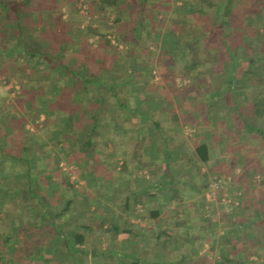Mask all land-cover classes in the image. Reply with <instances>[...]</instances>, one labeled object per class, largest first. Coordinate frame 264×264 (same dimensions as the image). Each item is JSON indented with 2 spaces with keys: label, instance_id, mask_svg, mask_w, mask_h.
<instances>
[{
  "label": "crops",
  "instance_id": "1",
  "mask_svg": "<svg viewBox=\"0 0 264 264\" xmlns=\"http://www.w3.org/2000/svg\"><path fill=\"white\" fill-rule=\"evenodd\" d=\"M219 1L225 2V5H227L226 0H217L216 4H218ZM178 2L179 6H176L178 8L180 6L187 8L189 4L188 0H179ZM148 5L151 6V8L156 6V4L151 1ZM29 7L28 9L25 8L23 10V23L27 26L32 25L34 32H40L39 40H44L48 35H43L41 33L44 31L46 32V30L40 28L37 29V26L40 27L41 21L34 22V17H32L34 13L31 11L33 8L29 10ZM226 8L225 13L221 16V13L215 12V18L212 21L220 18V22L221 18H225L226 23H224V25L226 27L228 26L227 31L235 30L237 35H241L244 44L249 39L253 42L264 44V0H232L230 6ZM235 13H238L241 19L239 18L236 24L232 26L229 24L228 19ZM6 14L7 15L5 16L3 13V18L0 17L4 22L0 25V39L1 42H9L12 45L16 40L15 34L17 33L14 26L15 15L11 11V8L9 9V13ZM204 16L205 14H199L198 16H195V18L197 17L201 19ZM189 17L184 20L179 18L176 23L181 25V23L184 22V27H189L193 23L190 18L195 19L194 17ZM256 22L258 24L257 26H254ZM43 23L46 24V21ZM202 23L199 22L197 25ZM212 25L213 23L210 21L209 24L205 22L203 26L205 28L207 26L211 27ZM56 26L57 28H61L62 23L57 21ZM244 26L247 29L242 33V27ZM61 31L63 32L62 29ZM36 38L37 37L31 36V39H34V41ZM222 38V51L225 59L229 56L228 53L225 54L223 44L229 43L231 46L234 45L230 50V54L232 53L235 64V68L233 69L235 74L231 73L232 66H229L230 72L228 76H231V79H233L234 75L237 76L239 73H242L243 75L245 74L246 76L247 74H254V76L262 75L259 74L258 71L249 68L250 66L246 67V64L249 65L251 61L257 57L261 58L262 55H264V48L259 51L256 48L254 49V51L256 50L255 53H250L244 44L234 43V39H232L233 41L230 43V41L227 39L225 40L224 37ZM67 41L69 42L68 46L73 48L74 51L70 52V56L77 55V50L79 51L81 48L73 46L77 43L83 45V42L79 41L75 36L70 37ZM65 55L67 58V54ZM237 59L243 61V67L237 64ZM102 60H106V63H108V54L103 56ZM39 62H41L40 59H36V63ZM0 68H2L4 74L9 76L13 75L10 71L11 67L7 65L5 67L0 63ZM89 70L93 69L88 68L87 71L89 72ZM125 71L127 72V70ZM19 74V79L17 81L20 83L23 82V86L21 84L19 85L22 86V88L20 87L19 90H16L11 84L8 88L10 92L8 96L5 94L0 97V102H3L8 106V109L0 108V195L2 197H12L16 188L29 186L33 188L30 195L37 197V199L34 198V203L36 204H33L31 201L28 205L25 204V199H17L14 201V207H16V209L11 211L8 216H6V213L0 209L1 231L7 232L11 230L12 226L20 225H25L27 228L26 232H21L19 234L23 242L17 243V245L15 244L14 248L11 249V253L14 255L12 256L10 253L11 256H9V258H11V260H8L7 264H52L51 260L54 259L63 260L66 264H121V262L116 259H113V261L115 260L114 262L107 261V259L104 260L105 257L101 256L102 252L108 250L121 251L127 250L128 248L135 253L141 252V250L144 249L143 244L141 245V243H145L147 239H143L142 237L138 239L137 236H141L142 230L145 228L140 227L139 229L137 227L138 222L134 226L136 229L131 228L130 226L135 219L141 220V217L139 216L142 215L141 213L135 210L136 212L133 211L131 214L126 215L123 212L112 208L102 212H88L90 208L94 207L88 205H92L94 201H98L100 196L109 200L107 203H114V199L117 195H115L114 191L116 185L123 186L127 189L132 183L136 186L135 189L138 194V201L135 205H138V203L145 204L148 214H144V218L148 217L151 222L154 221L155 223V227L150 228L152 237H150L147 243L148 246L150 245L149 247H151V249L153 248V245H155L154 241H159V233L162 234L161 231L163 229L156 226L157 222H155V219L164 212V209H168V213H166L168 222H170L174 216L186 218L190 215L191 219L194 218L193 231H196L195 233L198 236L197 239L196 237H193L192 232L188 231V228H191L192 225L188 224V226L182 230L181 234L184 235L185 241L190 243H181V248L179 249L181 253L183 252L181 257L179 253L177 258L172 261L168 258L163 260L156 258H153L152 260L145 259L146 262L144 264H209L206 262V259L201 258V260H198L197 257L194 256H198L200 249L204 248L203 244L205 243L202 242L203 240L201 238V235L204 236L206 233L204 229L220 243H213L211 245L212 249L216 248L215 250L220 253V258L212 260L211 264L221 263L224 256L239 260L240 263L238 264L250 263L251 261H254L253 259H256L255 256H264V243L259 247L253 245L249 239V236L256 231L264 235V188H261V193L259 192L256 195H251L247 193L249 182H246V184L243 183L244 194H241L242 196H238V198H234L236 204L234 208L227 213H225L223 209L217 210L216 201L207 200L204 197L202 198L199 194L192 193L193 195L186 196L179 190L181 195L176 199L169 197V190L167 189L165 198V206H167V208H164V205L158 204V199L163 195H159L160 192L155 190L154 183H150L145 187L146 192L142 193L141 188L139 189V184H137L134 179L130 180L126 178V171H123L120 166H118L116 159L114 158L118 153L113 151L114 144L112 142L116 141L120 148L130 145V134H128V132L130 133L131 131L126 128H118L116 130V127L112 128V125L110 126L111 131H105V134L92 130V119L89 115L88 106L94 105L93 99L91 98L92 94H90L93 92V85L82 83V85L85 86L82 87L81 84L75 83L73 79L65 77L62 79L64 82L62 80L59 83L57 82V89H53V87L49 88V86L40 87L43 80L33 79L32 75H29L27 70L23 67ZM251 80L252 82L256 81L254 77L250 79V82ZM24 82L27 84L24 85ZM251 84L255 86L254 82ZM239 86L240 85L231 86V90L236 91V88L238 89ZM39 87L40 89L37 90ZM240 87L244 90L245 86L242 84ZM142 89V85L137 88V90ZM246 89L248 90L250 88L246 87ZM2 90L3 89L0 88V91ZM60 90H65L69 93L62 96L58 94ZM132 90H134V88ZM47 91H52V93L49 94ZM256 95L257 94L252 91L248 96L246 93V96L241 99L247 103V101L250 102L254 100ZM4 96H6V98ZM51 106L53 109L48 111ZM41 112L45 114V118L41 120V122L44 123V126L46 124L52 125V130H48L49 128L47 127L42 128V133L41 131L34 133L28 130L26 125L28 126V123H34L38 120ZM106 114L107 111L104 110L102 115L106 117ZM255 120H260L261 124L256 126L244 124L243 128L237 126L238 133H241L238 135L246 137L245 134H247L248 139H251L249 137L251 134H264V116L261 118L257 117ZM141 126L142 124L138 128L136 127L134 131L136 134H133V143L136 149L140 146L139 140H141L142 137L140 134L142 129ZM232 128L233 127L229 126L228 129L231 130ZM259 128L262 130V133L257 131ZM115 131H119L120 134H116ZM85 138L91 140V145L83 146V144H81V140ZM254 138L255 139L250 143V150H242L243 153L246 151V157L242 158L243 160H241V163L239 161L237 162L241 165V169L245 175L252 173L251 171H255V168L259 167V165H256V161L260 160V162L262 161V164H264V139L260 136ZM145 143L148 145L147 141H145ZM63 147L70 151L67 153H76V156L78 157L77 163H81L79 181L86 182V186L82 185L84 196L80 198V200L77 196V191L74 188L70 190L72 195L71 198H68L67 196L64 197V191L66 190L63 185L64 180L56 165L57 155L62 154L60 152L63 150ZM84 147L86 149L85 151L91 149V153H86ZM156 152V147L154 149V146L151 144L149 149H140L138 152L140 155L139 159L137 162L135 161L136 164H132L134 171H140L141 168L153 167L154 164L152 160L155 159ZM135 154H137V152ZM96 170H112V176L110 179H105L104 181L97 183L95 182L96 179H91L89 177V174ZM128 175L130 178L134 177L132 173H129ZM99 186L103 187L101 188L102 190L99 189ZM41 187L43 189H41ZM140 187L143 186L141 185ZM194 193H196V189ZM118 194H122V192H119ZM91 196L95 198L94 201H90ZM2 197H0V201L4 202ZM149 198H153L154 202H156L146 201ZM68 200L71 202L67 211L54 217V215L65 206L61 203H66ZM84 200L88 205H82L83 208L80 207V210L77 213V218H74L73 215L75 213H71L73 211L71 209L72 202H78L80 204L83 203ZM162 200H164L163 197ZM168 204H171L170 210ZM53 205L54 208H51ZM209 205L212 212L210 214L211 218L207 217L208 210L206 209V206ZM41 206L44 208V211L42 212H40ZM191 207L196 208L195 211H198V213L192 212L193 210H191ZM155 208H158L159 211L156 216H153L150 214V210ZM91 210L94 211V208ZM114 215H116L117 218H120V225L117 228V231L114 229L108 230L110 228L111 219ZM37 218L39 219V222L42 219L39 226L31 227V224H34ZM47 220H49V222ZM200 220L202 221L200 222ZM4 225H6V227H4ZM140 225L146 226V224L141 222ZM169 225L170 223H168L167 226L168 232H170L171 229H169ZM201 225H203L204 228H200ZM2 226L4 230L2 229ZM40 227L42 228L41 230ZM68 228H71L74 231L86 229L83 232L88 238L86 241V247L88 249H97L96 246L102 243L103 246H99L97 249V252L99 251L97 255L90 256L87 259L69 260L68 255H70L71 252L70 248L62 241L57 243L56 240L50 239L52 234L61 236L64 229L67 230ZM189 233L192 235L189 236ZM114 234H117V236L113 238ZM234 234L237 235L236 238L233 237ZM31 235L38 240L37 247H32L31 243H28ZM96 238H98V244ZM45 240H47V242L44 243ZM195 241H198V244H195ZM8 244L11 245L10 242H8ZM8 244L0 245V251L2 253L10 250ZM165 244L169 245L170 243L167 240L165 241ZM169 246L170 250L175 251L174 246H171V244ZM56 250L59 251L60 255H54ZM0 263L2 262L0 261ZM228 263L235 264L233 261L225 262V264Z\"/></svg>",
  "mask_w": 264,
  "mask_h": 264
},
{
  "label": "rangeland",
  "instance_id": "2",
  "mask_svg": "<svg viewBox=\"0 0 264 264\" xmlns=\"http://www.w3.org/2000/svg\"><path fill=\"white\" fill-rule=\"evenodd\" d=\"M102 1L103 0H57L54 8L56 11L55 14H58L60 17V22L62 23L61 29L64 32L70 31L72 37L75 36V28L77 25L83 30L87 25H91L102 30H107L106 37L109 39L112 45L110 49L111 52L109 53L110 60L114 63L117 60V57L122 55L125 62L126 60H130L131 62H135L137 64L136 66H134L135 68H137L134 73L135 80L137 79L136 82L133 83V79H131V84L129 82V85H118L115 88L120 92H123L122 90L124 89L127 91H131L134 88V90H132L133 93H129L128 95H126L127 102L132 105L139 104L142 110L144 109L143 105L147 104L149 108L148 112L159 116L161 124L164 126V128H166L169 132H175V134L177 135L175 136L176 141L172 143V146L175 151V178H177L176 180L178 183V188L182 192V194L186 196L199 194V196L202 198L204 197L207 200L216 201L217 210L223 209L224 212L227 213L232 210L236 204L234 198H238V196H242L241 194H244L243 183L246 184V182H249V185L247 186L248 194L256 195L260 192V190L262 191V189L264 188V164H262V161H256V165H259V167H256L255 171H251L252 173H249L247 175L243 173L241 165H239L237 162L239 161L241 163V160H243L242 158L246 157V151L245 153H243L242 150H250V143L253 141V139H255L254 137L260 136L262 139H264V134H258L259 136L257 134H251L249 136L251 139H248L247 134H245L246 137L238 135L241 133H238L237 126L243 128L244 124H248L250 126L261 124L260 120H255V118L257 117L253 116L252 118L251 116L252 112L250 110L253 100L250 102L247 101L246 103L241 98L245 97L246 93L248 96L252 91L257 94L256 98L264 95V55H262L261 58L257 57L253 59L249 65L246 64V67L250 66L249 68L254 71H258L259 74L262 75L254 76V74H247L246 76L245 74L243 75L242 73L238 72L239 74L237 76L234 75L233 79H231V81H228L230 69L225 70L223 63L220 61L221 59H225L222 51V37H224L225 40L227 39L228 41H230V43L231 41H233L232 39H234V43H244L241 39V35H237L235 30L227 31L228 26L226 27L221 21L219 22L220 18L214 20L215 22L212 21L215 18V12L221 13V16L224 10H226V7L224 6L225 2L219 1L213 13L205 12V16L203 18L199 19L197 17H194L195 19H193L189 17L187 8H184L182 6H180L179 8L176 7L179 6V0H118L120 4V7L118 8V17H116L114 13H105V10L100 8L102 5ZM150 1L154 2L156 6L151 8V6L148 5L150 4ZM8 2L9 1L6 0L5 2L0 4L1 18H3L2 14L4 13V15L6 16V10L8 9L9 11L10 9ZM38 2H40V0H30L28 3V6H30L29 8L34 9V15L32 17H36L40 13L39 10L35 9L38 8L36 7V5L39 4ZM187 16L191 19V22H193L190 28L184 27V22H182L181 25H179V23H176L179 18L184 20L188 18ZM239 18L240 15H238V13L233 14L228 19L229 24L234 26ZM204 21L206 23H209L211 21L213 23V25L208 28L209 30L206 27L204 28ZM199 22L203 23L198 24V26L197 23ZM257 24L258 23L256 22L254 26H257ZM105 27L106 29H104ZM242 28V33H244L247 28L245 26ZM202 34L204 35L202 36ZM83 35L86 37V42L83 43V45H81V43L74 44L73 47L78 46L81 49H84V52L87 50L88 53H95L96 50L100 48V46L105 44L104 40L100 38L99 35H89L86 31H83ZM190 37H196L199 39L203 38L206 45L209 46L208 48H210L211 44H216V48H214L210 53L211 56L210 54H206L207 52H209V49L204 50L203 53H201V55L204 54L203 56L206 59L209 57L215 62V69H211L207 66L205 68L200 67L196 74V81H194V78L191 75L186 74L185 72L184 73L186 75L184 76L180 74V71L178 69V58L177 60H171V57L173 56V53L175 51V43L181 40L184 42H190L192 41L189 40ZM244 45L245 47H247V50L250 53H255L256 50L254 51V49L256 48L258 51L264 48V44H261L260 42H253L250 39ZM70 52H74L73 48L68 47L66 52L67 62L71 64H77L78 59L72 60ZM84 52L82 54H84ZM180 53L176 52V56L180 57ZM119 60L121 61L122 58L120 57ZM236 62L239 66L243 67L242 60L237 59ZM101 63L105 65L106 60H101ZM125 64L126 65L122 67H115L117 69V72H120L123 77H126V75H128V72H126L125 70L129 71L130 69V67L127 66L128 64ZM89 66H91V64L88 65V68H90ZM173 71L176 72V74L171 77L170 73ZM253 77L256 78V81H253L255 86L251 84L253 83L252 80L250 82V79ZM258 78L262 79V81H259ZM18 79L19 77L16 75L9 76L4 73H0V88L6 91L8 90L7 92L3 90L0 91V97L5 94L8 96V94L10 93L8 88L11 84V86H13V88L16 90H19L20 87L22 88L23 82L20 83L19 81H17ZM20 84L22 86H19ZM26 84L27 83L24 82V85ZM242 84H244L245 86L244 90L242 89V87H240L242 86ZM140 85L143 86V89L137 90L138 86ZM238 85L240 86L238 87V89L236 88V91L231 90V86ZM81 86L83 87L84 85L81 84ZM246 87H249L250 89L247 90ZM109 89V85H106V96L108 95L107 98L110 100L108 93ZM230 90L234 92V94L231 93ZM90 94H92V92ZM213 96L215 97V99H213ZM4 97L6 98V96ZM111 100L113 101L112 98ZM140 101L142 102L140 103ZM52 109L53 108L51 106L49 107L48 111H51ZM106 111V117L102 115L103 112L101 113V115H99L101 118V125L104 129H111V125L112 128L116 127V130L120 125H123V128L128 129L133 125V120L138 122V117L137 119H135L136 117L133 118L131 117L130 113L128 115L124 111L116 116V113H114V110L111 109L109 105ZM115 117L119 119L120 125H117L118 122L116 121ZM38 118L39 119L34 123H28V126L26 125V128L34 133H38L40 131L42 133V128L44 127L49 128L48 130H52V125L46 124L44 126V123L41 122V120L45 118L44 113L41 112ZM144 120L142 119L143 122ZM229 126L233 128L229 130ZM138 127L139 126H137V128ZM96 131L101 132V129L98 128ZM105 133V131L101 132V134ZM115 133L120 134L119 131H115ZM194 140L207 141L211 154L210 162L200 163L195 161ZM146 141L148 145L146 143L143 144V147L141 149H149L151 144L154 146V149L156 147L157 150V144L151 138H148ZM91 151L92 150L90 149L85 152L91 153ZM67 152L70 151H68L67 148L63 147V150L60 152L62 153L60 154L61 156L57 155L56 159L57 169H59V172L62 174V178L64 180L63 185L66 189L64 191V197L67 196L68 198H71L72 195L70 193V190L74 188L77 191V196L80 200V198L84 196L82 185L86 186V182L79 181L81 163H77L78 157L76 156V153L71 154ZM135 152L133 155L134 157L136 156ZM157 152L159 155L158 157ZM157 152L155 155V159L152 160L154 166L151 168L146 167L141 168L140 171H134V167L132 166V164L136 163L130 162L128 169L125 170L126 178L130 180L134 179L137 184H139V188L141 185H145V183L149 184L148 180L152 178V174H154L155 172V166L157 164L156 162L160 161L161 159L160 151L158 150ZM116 162L118 166H121L122 159H116ZM129 173H132L134 177L130 178L128 175ZM111 176L112 170H96L89 174V177L91 179H96L95 182L97 183H99L100 181H104L105 179H110ZM135 187L136 186H134V183H132L128 188ZM101 188L103 187L99 186V189ZM41 189L43 188L41 187ZM195 189L196 193H194ZM32 191L33 188L29 186L18 187L15 189V192H13L12 197H2L0 195V197H2V200L4 199V202L0 201V209L6 213V216H8L11 211L16 209V207H14V201H16L17 199H25L24 202L27 205L31 201L33 202V204H36L34 203V198L37 199V197H33L32 195H30ZM114 191L115 195L117 194L116 198L114 199V203H107L109 202V200L105 199L103 196H100V199L98 201H94L95 198L91 196L90 201H94L92 205H88L85 200L80 204L78 202H72L71 209L73 211L71 213H75L74 215H72L74 216V218H77V213L80 210V207L83 208L82 205H88L91 207L94 206L92 207L94 208V211H92V208H90L88 212H102L112 208L114 210L121 211L126 215L131 214L133 211L141 213L142 215H139L141 217V220L135 219L130 226L131 228H135L134 226L138 222L137 227L139 229L140 227L145 228L144 230H142L141 236H137V238L140 239V237H142L143 239H147L145 243H141V245L143 244L144 248L143 250H141V252L144 253L146 260H152L153 258L163 260L165 258H168L172 261L176 259L178 254L180 253L179 249L181 248V243H190L186 242L184 235L181 234L182 230L185 229L188 224L192 225L191 228H188V231L192 232L194 238H198L197 234L195 233L196 231H193V217V219H191L190 215L186 218L181 216H174L172 220L168 222V218H166L168 209H164V212L155 219V222H157L156 226L160 227V229H163L161 231L162 234L159 233V241H154L155 245H153V248L151 249V247H149L150 245L148 246L147 243L150 237H152L150 228L155 227V223L154 221L151 222L150 218L148 217L144 218V214H148L145 204L138 203V205H135L129 200L126 201L125 197L122 194H118L119 192L123 191L124 193L127 192V189L123 186L116 185ZM159 195H162V193H160ZM162 197L164 200H162ZM165 198L166 195L160 196V198L158 199V204H162L165 206ZM146 201L154 202L153 198H149ZM61 204L66 205L65 202H62ZM168 205L170 210L171 204ZM51 208H54V205L51 206ZM164 208H167V206H165ZM41 209H44L43 206H41ZM206 209L208 210L207 217L211 218L210 214L212 212L210 210V205L206 206ZM191 210H193L192 212L198 213V211H195L196 208L194 207H191ZM37 221L39 222L38 218ZM201 221L202 220H200V222ZM140 222L146 224V226L140 225ZM168 223H170V232H168L167 228ZM4 227H6V225H4ZM16 227L17 226H12L11 229ZM200 228H204V226L201 225ZM204 231L206 232L205 235H201V238L203 240L202 242L205 243L203 244L204 248L200 249V253L198 254V256H194H196L198 260L204 258L206 259L207 263L211 264L212 260L220 258V253L215 250L216 248L212 249L211 245L213 243H220L217 242L211 234H208V231H206L205 229ZM192 234L189 233L188 235L191 236ZM5 235V231L0 232V237L2 239ZM167 240L169 241L171 246H174L175 251H168L170 250V244H165V241ZM262 240L263 242L261 241V244L257 246H262V244L264 243V238H262ZM16 242H10L11 245H9L8 248L11 246V249H13L15 244L18 243ZM45 242H47V240H45L44 243ZM96 242L98 244V238H96ZM195 242L193 243L198 244V241ZM28 243H31L32 247H37V243L34 242V237H29ZM0 245L2 246L4 244L0 242ZM99 246L102 247L103 244L101 243L97 245V249L99 248ZM1 254L3 253L0 251V255ZM55 254L56 256L60 255L58 250L55 251L54 255ZM255 258L256 259H253L254 261L244 264H264V256H255ZM106 259L110 262L115 261H113V259L115 258L112 255L105 257L104 260ZM8 260H11V258H9ZM0 261L2 262V259H0ZM0 264H3V262Z\"/></svg>",
  "mask_w": 264,
  "mask_h": 264
},
{
  "label": "trees",
  "instance_id": "3",
  "mask_svg": "<svg viewBox=\"0 0 264 264\" xmlns=\"http://www.w3.org/2000/svg\"><path fill=\"white\" fill-rule=\"evenodd\" d=\"M6 0H0V4L5 2ZM9 7L11 8V11L15 15L14 20V26L17 33L15 34V42L11 45L9 42H1L0 39V63L3 64L5 67L6 65L11 67L10 71L13 75L19 76V72L22 71V67L27 70V73L29 75H32L33 79L35 80H43L40 87L49 86V88L57 89L56 83L60 82L65 77H69L75 81V83L82 84V83H88L90 85L94 86L93 92H92V99L94 102V105L88 106L89 115L90 118H92L91 127L92 130H97L98 128L102 131H111L109 128L104 129L101 125V118L99 115L105 110H107L108 105L111 109L114 110V113H116V116H118L119 113L122 111L126 112L128 115L131 114V117L137 119L138 122L133 120V125L131 128H128L127 130L131 131L129 137V141H131V144L125 147L120 148L119 144L115 141L112 142L114 144V152H117L118 154L115 156V159H122V163L120 168L125 171L128 169L130 162H137L139 159L138 152L143 147V144H145V139L151 138L156 144H157V150L160 151L161 159L160 161H157L155 166V172L152 174V178L148 180L149 184L154 183V188L156 191L162 193L163 196L166 195L167 189L169 190V197L170 198H176L178 199L180 197V192L178 188L177 178H175L176 170L174 167V161H175V151L173 149L172 143L176 141L177 136L175 132H169L164 126L161 124L159 116L149 113L148 112V105H143L144 109L139 106V104H129L125 97L129 93H133L131 91L122 90L123 92L118 91L115 87L120 85L123 86V84H128L129 82L131 84V79L133 83L136 82L135 80V68L137 64L135 62H131L130 60L124 61V58L122 55L117 57V60L113 63L109 58V53L111 52V43L109 39L106 37L107 30H102L100 28L93 27L91 25H87L85 29H81L78 25L75 28V36L79 38V41L85 43L86 37L83 35V31H86L89 35H99L100 38H102L105 42L104 45L100 46L96 50L95 53H88L87 50L84 52V49L77 50V55L72 56V60L78 59L77 64H71L67 62L66 58V52L68 49L69 42L67 41L72 37V34L70 31H61V28L56 26L57 21L60 22V17L58 14H55V3H57V0H40L38 2L39 4L36 5L35 8L40 11L38 16L34 17V22L41 21L40 27L37 26V29H45L46 32H42L41 34H47L48 37L44 40H39L40 32H34L33 26L23 23V10L26 8L28 9V3L30 0H8ZM189 4L187 6V11L190 15V17L198 16L199 14H204L205 12L213 13L215 11V6L217 5V0H188ZM227 5L226 7H229L232 0H226ZM120 4L118 0H103L102 5L100 8L105 10V13H114L116 17L119 15V8ZM227 9V8H225ZM31 10V8H29ZM34 10V9H33ZM33 10L32 13H33ZM226 10H224L223 13H225ZM6 13H9L8 9L6 10ZM212 20V18H211ZM46 21V24L43 22ZM221 22L224 24L226 23L225 18H221ZM4 22L0 18V25ZM43 23V24H42ZM209 24V23H208ZM191 25L189 26V28ZM207 29L210 27H206ZM106 29V27L104 28ZM209 30V29H208ZM39 33V34H38ZM204 33V32H203ZM204 34H202L203 36ZM1 36V35H0ZM31 36L37 37L34 41V39H31ZM37 40V41H36ZM39 40V41H38ZM189 40H192L190 42H184V41H178L175 43V51L173 53L172 59L178 58L179 65L178 69L180 71V74L182 76L189 74L194 78V81L197 80L196 74L200 67H210L211 69L214 68V61L211 60L209 57L206 59L201 53H203L204 50H208L206 54L209 55L211 51L216 48V44H211L210 48L206 45L203 38H191ZM229 43H224L223 47L225 48V54L228 53V58L221 59L220 61L223 63L224 69L228 70L229 66H232L231 73L235 74V71L233 70L235 68V64L233 61L232 53L230 54L231 47L234 45H230ZM241 49V48H240ZM84 52V54H82ZM176 52L180 53L181 56L177 57ZM82 54V55H81ZM108 54V63L106 65H103L101 63V60L103 56H106ZM205 54V55H206ZM124 55V54H123ZM153 55V53H152ZM211 56V54H210ZM122 58L120 61L119 58ZM221 58V57H220ZM36 59H40L41 62L36 63ZM90 68L93 70H89L87 72V67L90 65ZM127 63L128 67H130L128 72V75L126 77H123V75L120 72H117V69L115 67H122L126 65ZM165 67V66H164ZM76 68V69H75ZM188 71V72H187ZM186 74H185V73ZM0 73L3 74L4 71L2 68H0ZM176 72H171L170 76H174ZM63 77V78H62ZM256 80V78H254ZM259 81H262V79L258 78ZM264 79V78H263ZM117 80V81H116ZM129 80V81H128ZM64 82V80H62ZM228 81H231V76H228ZM106 85H109V97L110 100L107 98L105 92ZM126 85V86H128ZM37 88V90L40 89ZM48 92V91H47ZM231 93L234 94L230 90ZM49 94L52 93V91L48 92ZM69 92L65 90H60L58 92L59 95L65 96ZM125 95V97H124ZM113 99V101L111 100ZM213 99L215 97L213 96ZM142 101H140L141 103ZM108 104V105H107ZM236 104V102H235ZM0 108L2 109H8V106L5 105L3 102H0ZM147 109V110H146ZM250 110V109H249ZM252 117H263L264 116V95L255 98L251 104V110ZM85 112V111H84ZM116 118V117H115ZM144 120V122L142 121ZM116 121L119 124V119L116 118ZM142 124V131H141V140H139L140 146L136 147L134 146V135L136 134L135 129L137 126H140ZM111 125V124H110ZM118 128H123V125L118 126ZM259 133H262V130L259 128L257 130ZM132 134V135H131ZM83 146L85 145H91V140L89 138H85L82 140ZM160 148V149H159ZM84 150L85 147H84ZM137 152L136 156L134 157V152ZM135 152V153H136ZM194 154H195V161L196 162H202V163H208L211 160V154H210V148L205 140H194ZM157 152V157H158ZM149 184L142 185L141 188L142 193H145V187H147ZM139 188V189H140ZM27 190V189H26ZM29 190V188H28ZM127 193V194H126ZM122 192V195L125 197L126 201L133 202L134 204L138 201L137 199V190L134 188H127V192ZM70 200L66 202V205L54 215V217L59 216L60 214H63L67 211L70 205ZM41 209V207H40ZM43 209L40 210V212ZM150 214L153 216H156L158 214L159 209H151ZM42 221V219H41ZM40 221V222H41ZM49 222V220H47ZM37 220L32 223L31 227H37L39 226V223ZM120 218H117L116 215L113 216L111 219L110 228L108 230L114 229L117 231V228L119 227ZM42 225V224H41ZM42 228L40 227V230ZM86 229H83L81 231H74L71 228H68L67 230L64 229L63 234L61 236H56L55 234H52L50 236L51 240H56L57 243L63 242L67 247L70 248V255H68V259H87L90 256L97 255V249L95 248H87L86 247V241H87V235L83 232ZM27 228L25 225L17 226L16 228H13L6 232V235L3 237V239L0 237V242L2 244H8V242L17 241L18 243L23 242V240L20 238L19 234L21 232H26ZM117 234L113 235V238L116 237ZM33 237V236H30ZM233 237H237L236 234H234ZM250 241L253 245H259L261 244V241L263 242L262 238H264V235H262L259 232H254L252 235L249 236ZM16 242V243H17ZM34 242H38L34 238ZM15 244V243H14ZM17 245V244H16ZM9 246V244H8ZM9 251L3 253L0 255V259H2L3 264H7V261L9 259V256L14 255L11 253V246L9 247ZM171 252V250H168ZM11 253V254H10ZM109 255H112L116 260H119L121 264H144L146 262L145 256L143 252L135 253L132 250H108L106 252H102L101 256L107 257ZM183 255V252H180V257ZM8 257V258H7ZM52 264H66L63 260L54 259L51 260ZM226 261H233L236 264L240 263L237 259H231L229 257L224 256L223 261L218 264H225Z\"/></svg>",
  "mask_w": 264,
  "mask_h": 264
}]
</instances>
